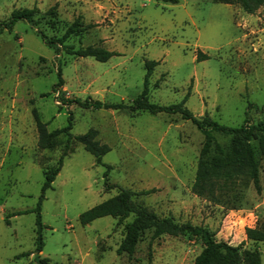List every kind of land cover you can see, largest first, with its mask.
Here are the masks:
<instances>
[{
    "label": "rangeland",
    "instance_id": "rangeland-1",
    "mask_svg": "<svg viewBox=\"0 0 264 264\" xmlns=\"http://www.w3.org/2000/svg\"><path fill=\"white\" fill-rule=\"evenodd\" d=\"M54 4V14L43 13ZM34 5L40 10L35 22L19 19L0 32V264H38L33 253L22 254L35 248V211L13 212L35 207L43 169L55 167L66 146L64 132L55 147L37 146L32 107L48 129L71 120L73 134L93 127L110 146L97 162L71 138L41 203L39 255L48 257V264H147L149 252L150 264L194 263L199 241L164 233L151 241L150 250V229L142 232L132 256L118 254L133 214L119 223L112 215L79 222L81 211L121 186L153 188L134 199L159 216L203 224L234 244L244 238L245 226L264 220V155L260 191L241 175L215 200L192 190L203 133L191 120L179 113L72 101L90 96L131 103L143 88L148 58L158 60L149 77L150 101L169 104L186 96L185 105L199 116L207 112L227 125L245 118L264 125V4L249 13L214 0H0V23L14 7ZM76 17L92 25L64 42L98 44L115 53L98 60L68 53L58 40L48 43ZM202 54L207 57L199 59ZM58 72L63 83L54 90ZM213 134L224 146L233 138ZM246 241L244 247H258L264 264V240Z\"/></svg>",
    "mask_w": 264,
    "mask_h": 264
},
{
    "label": "trees",
    "instance_id": "trees-1",
    "mask_svg": "<svg viewBox=\"0 0 264 264\" xmlns=\"http://www.w3.org/2000/svg\"><path fill=\"white\" fill-rule=\"evenodd\" d=\"M164 2L176 3L178 0H160ZM225 3H235L242 7L243 10L249 13L255 12L264 0H214ZM56 4V3H55ZM55 4L50 6L43 13H55ZM38 6L32 7H14L7 19L0 23V32L3 29L11 30L14 23L19 19H24L29 22H35V13L39 12ZM91 23L83 24L76 17L70 24H68L63 33L57 38H50L48 43L62 44L68 53H73L79 56L91 55L98 60H107L114 50L108 49L98 44H87L81 47H74L70 43L64 42L72 33H76L87 27ZM201 53V50H200ZM207 57L206 54H202ZM158 63L156 59H145L146 71L143 79V88L131 101L125 102H107L98 98L87 96L81 100L74 98L76 101L85 107H114L121 108L128 106L131 109H147L152 113L165 111L168 113H179L182 118L191 120L203 133V141L197 159L196 171L192 183V190L199 195H206L212 199L218 198V192L221 189H228L232 184L236 183L242 175L245 183L249 181L257 191L261 189L260 183V160L264 155V125L259 123H248L245 118L239 125H227L213 119L209 113L204 112L199 116L195 114L190 108L185 105L186 96L181 100L169 104L157 103L149 100V77L153 71L154 66ZM63 83L61 73L58 72V79L53 85L55 90L57 86ZM70 100V99H67ZM32 113L35 119L37 128V146L40 148H53L58 143V136L61 133H66V146L58 158L57 165L53 168H44V181L41 186V192L38 197L37 204L34 208L16 210L15 213H22L30 210L35 211V248L34 250L23 252L22 254L33 253L34 259L38 264H48L49 258L40 256L39 252L43 246L42 228L44 223L41 215V203L45 197V190L52 185L56 174L61 169L63 164V156L69 149V142L72 137L80 141L83 146L89 150L97 162L101 161V156L110 149V146L101 142L97 137V129L89 128L85 132L73 134L70 131L72 126L71 120L68 124L48 129L47 123L43 121L39 115L36 107H32ZM71 117V115H70ZM213 130L220 131L226 134H232L233 138L229 145L224 146L215 139ZM257 139L252 142L251 139ZM110 167V166H109ZM108 173V168L106 173ZM107 186V184H105ZM153 188H146L142 190H133L127 187H120L119 190L86 208L79 213L78 219L81 224H87L93 219L103 216L112 215L117 220L122 222L127 216L133 214L131 220L125 223L123 237L121 238L116 251L118 254L126 253L129 257L135 251L136 244L146 229L151 230L149 249L151 241L164 234L179 235L188 234L189 237L201 243L200 251L194 257L193 264H261V255L258 247H244V239L239 243H231L229 240L217 238L215 231L209 229L203 224H194L189 220L178 221L173 215L159 216L155 211L134 199L137 194L148 193ZM247 238L254 241L264 240V220L253 225L245 226L244 228ZM151 250V249H150ZM152 259L151 252L148 254V263Z\"/></svg>",
    "mask_w": 264,
    "mask_h": 264
},
{
    "label": "crops",
    "instance_id": "crops-1",
    "mask_svg": "<svg viewBox=\"0 0 264 264\" xmlns=\"http://www.w3.org/2000/svg\"><path fill=\"white\" fill-rule=\"evenodd\" d=\"M248 226H249V225H248ZM252 226H253V225H252ZM243 239H247V241H248V239L254 241L253 239H251V238H247V237H246L245 231H244V238H243ZM247 241H246V242H247ZM231 243H232V242H231ZM40 252H41V251H40ZM40 252H39V254H40ZM30 254H32V253H30ZM28 255H29V254H28Z\"/></svg>",
    "mask_w": 264,
    "mask_h": 264
}]
</instances>
